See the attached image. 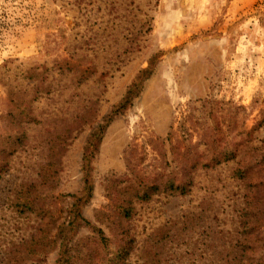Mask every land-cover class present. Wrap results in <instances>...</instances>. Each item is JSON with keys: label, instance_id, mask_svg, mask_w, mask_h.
<instances>
[{"label": "rangeland", "instance_id": "1", "mask_svg": "<svg viewBox=\"0 0 264 264\" xmlns=\"http://www.w3.org/2000/svg\"><path fill=\"white\" fill-rule=\"evenodd\" d=\"M101 124L78 236L124 228L126 264H226L264 175V159L236 173L264 156V0H0V264H56ZM212 140L235 156L192 171L188 194H155L120 226L98 218L111 195L133 193L124 186L178 170V151L203 161Z\"/></svg>", "mask_w": 264, "mask_h": 264}, {"label": "trees", "instance_id": "2", "mask_svg": "<svg viewBox=\"0 0 264 264\" xmlns=\"http://www.w3.org/2000/svg\"><path fill=\"white\" fill-rule=\"evenodd\" d=\"M149 73V66L142 71V74ZM141 80L135 82L127 91V94L115 107L108 120L113 115L125 111L131 105L133 98L139 93ZM103 127L104 125L101 124L91 134L86 147L83 191L73 195L74 201L69 210L68 222L64 221L58 225L55 241L60 240V246L56 264H126V260L132 252L134 237L122 227L115 228L117 233L115 239L106 237L103 230L99 228H93L94 231H97L94 236H78V230L81 227H90L91 225L90 221L82 215V208L92 197L90 160L96 149V137ZM206 149H209V154H207L208 151L203 153V161L191 154L190 147L187 151H178V170H172L165 178H163V173H159L154 176L143 177V179L140 178L136 183L124 186L120 191L126 193L132 187L133 193L129 196L126 194L111 195L110 203L98 211V218L101 221H111V224L120 226L125 221L127 222L134 218V210L137 204L150 202L155 194H160L167 190L172 194L186 195L191 191L194 183L191 175L192 171L198 167L214 169L221 162L233 158L236 153L233 150L225 151L223 148L218 150L215 147V140L208 143ZM263 159L264 156L261 159L253 158L246 168L237 170V176L245 178V172H248L250 168L259 167L258 169H260L261 164L264 163H262ZM200 161L201 164H199ZM180 171L182 176L178 177L176 174ZM258 172L262 178L257 183H254L252 194L249 196V201L244 211V216H251L249 217L251 219L243 224V237L237 241L235 246L237 247L236 256L233 255L231 259L226 260V264H264V192L262 191L264 190V175L262 170H258ZM45 236L48 238V235ZM46 244L32 243L28 251L38 256L42 251L49 250L50 243ZM22 260V258L12 259L8 264H37L26 263Z\"/></svg>", "mask_w": 264, "mask_h": 264}]
</instances>
